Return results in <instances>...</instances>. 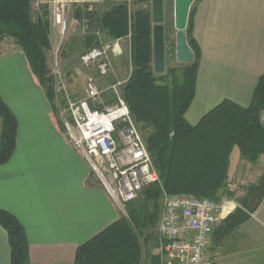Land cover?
<instances>
[{
    "label": "trees",
    "instance_id": "obj_1",
    "mask_svg": "<svg viewBox=\"0 0 264 264\" xmlns=\"http://www.w3.org/2000/svg\"><path fill=\"white\" fill-rule=\"evenodd\" d=\"M48 1L43 0L37 6V0H0V54L6 38L23 49L59 115L58 92L50 66L53 29ZM132 2L131 10L126 2L117 0H105L103 9L96 8L91 12L77 6V17L82 21L88 18L86 30L80 38L71 37L63 45L62 54L79 53L81 56L102 42L129 40L131 71L121 87V94L143 135L161 184L144 187L134 200L126 203L127 215L82 243L74 264H160V257L154 250L159 241L163 191L212 200H219L225 194L233 196L234 192L228 189L233 149L237 147L240 158L248 163H257L264 156V74L253 91L250 105L225 99L196 124L190 123L186 113L196 94L201 59L200 47L193 36L195 4L186 30L194 60L179 62L178 67L157 74L154 70L152 5L142 7L143 3L151 4L152 0ZM112 101L107 100L108 103ZM0 117L3 121L1 165L12 157L18 132L17 118L1 95ZM62 127H65L63 122ZM251 198L252 195L243 203ZM258 204H253L252 210ZM242 213L243 208L238 207L225 223L231 228L240 226L249 217ZM0 225L8 232L10 264H30L27 235L18 218L0 209Z\"/></svg>",
    "mask_w": 264,
    "mask_h": 264
},
{
    "label": "crops",
    "instance_id": "obj_2",
    "mask_svg": "<svg viewBox=\"0 0 264 264\" xmlns=\"http://www.w3.org/2000/svg\"><path fill=\"white\" fill-rule=\"evenodd\" d=\"M194 4L193 36L201 59L186 113L192 124L225 99L250 105L264 74V0ZM71 71L64 75L67 84L90 74L83 65ZM0 95L18 121L14 153L0 165V209L23 225L30 264H74L82 243L127 212L74 147L23 49L10 38L1 46ZM242 161L250 164L256 189L264 156L257 163ZM209 255L216 264H264V196L240 226L224 221L211 234ZM10 263L8 232L0 225V264Z\"/></svg>",
    "mask_w": 264,
    "mask_h": 264
},
{
    "label": "built area",
    "instance_id": "obj_3",
    "mask_svg": "<svg viewBox=\"0 0 264 264\" xmlns=\"http://www.w3.org/2000/svg\"><path fill=\"white\" fill-rule=\"evenodd\" d=\"M104 1H48L54 27L55 71L60 65L59 55L76 7L83 6L85 11L91 12ZM117 1L126 2L130 10L133 6L132 0ZM41 2L37 0L36 5L39 6ZM151 5L145 3L142 7L149 8ZM87 21L85 17L84 22ZM114 52L123 54L120 40L93 47L84 52L80 60L87 69L106 76L114 71ZM126 80H117L109 86L114 96L112 103L105 100L106 90L91 73L86 78L83 98H71L61 86L57 94L59 115L70 141L86 157L93 171L124 210L126 203L134 200L144 187L161 184L143 135L122 97L121 87ZM162 202L156 246L160 264H216L209 255L210 236L215 228L233 214L235 203L225 196L212 200L187 194H169L166 191H163Z\"/></svg>",
    "mask_w": 264,
    "mask_h": 264
},
{
    "label": "rangeland",
    "instance_id": "obj_4",
    "mask_svg": "<svg viewBox=\"0 0 264 264\" xmlns=\"http://www.w3.org/2000/svg\"><path fill=\"white\" fill-rule=\"evenodd\" d=\"M104 2L101 4H98L96 8L103 9L105 7ZM164 9H165L164 24H165V29H166V69H170L173 67H178L180 65V63L176 60V54H175V32L176 30L174 28V0H164ZM86 25H87V22H84V19L82 21L75 14L74 18L72 19V24L70 26L69 32L64 40V45L73 36L74 38H80L84 34V31L86 30ZM52 29H53V32H52L53 34L54 33L53 24H52ZM120 45L124 53L119 56H116V55L112 56V61L114 65L113 72H111L109 75H106V76H100L97 71L90 70V73L94 75L99 85L103 89L106 90L107 95L105 97V100L111 99L114 101V96H113V93L111 94V91H109V86L112 83L116 82L117 80L127 79L131 71L129 40L128 39L120 40ZM63 50H64V46H63L62 51ZM62 51L58 59L60 65L58 69H56V71L54 69V52L53 50L52 52H50V66L52 69V73L55 76L56 92H58L61 86L62 89H65L67 91L68 95L71 98H83L85 96L84 95V90H85L84 85L86 82L85 80L83 81L84 78L76 76L74 84H67L68 83L67 79L64 77V75L71 76L72 75L71 69L74 67H80L82 65L81 60H80V55L79 53H75L73 55L72 54L63 55ZM83 71L86 73L84 69ZM58 74L59 75L61 74V75L58 76ZM2 125H3V121H2V118L0 117V136L2 132ZM258 164L262 165L261 162H259ZM249 165L250 164L245 165V163H243L242 159L240 158V151L237 147H235L231 155V164L229 168V176L231 178L230 180L231 183L228 187L229 190L234 192V195L233 196L226 195V194L223 195L231 199L235 203L236 207L234 209V212L236 211L238 207H242L243 208L242 214H244L245 216L250 215V213L252 212L253 204H254V201L252 200V198L246 204L243 203V200L251 197L255 189V187L251 186V174L248 169L249 167H247ZM235 172H238V173H236V176L233 177ZM162 207H163V202H162ZM217 228H215V230ZM154 251L156 252V248Z\"/></svg>",
    "mask_w": 264,
    "mask_h": 264
},
{
    "label": "water",
    "instance_id": "obj_5",
    "mask_svg": "<svg viewBox=\"0 0 264 264\" xmlns=\"http://www.w3.org/2000/svg\"><path fill=\"white\" fill-rule=\"evenodd\" d=\"M196 0H174L175 54L180 63H190L195 54L188 42L187 27L190 11ZM154 70L162 74L166 70V29L164 0H152ZM120 53L114 52L118 56ZM264 196V170L257 188L252 194L256 206Z\"/></svg>",
    "mask_w": 264,
    "mask_h": 264
}]
</instances>
